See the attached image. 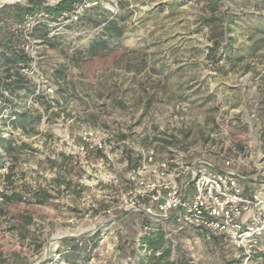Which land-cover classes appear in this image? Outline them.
Segmentation results:
<instances>
[{
  "label": "rangeland",
  "instance_id": "obj_1",
  "mask_svg": "<svg viewBox=\"0 0 264 264\" xmlns=\"http://www.w3.org/2000/svg\"><path fill=\"white\" fill-rule=\"evenodd\" d=\"M43 1L55 6L60 0ZM16 2L0 0V14ZM42 10L23 25L10 21L5 27L0 18L1 32L25 28L48 46L38 62L46 76L52 80L60 64L67 75L60 81L62 90L52 80L54 93L45 101L34 93L20 99L5 92L12 102L2 104L0 134L12 139L14 149L0 165V192L21 191L29 200L0 212V264H174L175 255L180 264H233L225 246L189 230L151 251L143 243L150 236L148 219L123 215L118 203L138 155L135 145L157 142L159 157L169 152L167 144H158L159 137L150 140L143 133L148 130L137 127L145 117L153 121L154 133L169 124L161 114L164 105L183 100L190 105L192 121L188 129L178 130L172 147L206 143L216 117L232 113L236 123L253 128L250 153L264 152V49L237 60L239 47L249 43L248 32L264 28V0H78L58 19ZM212 14L245 20L232 30L235 54L218 59L219 50L217 60L215 53L208 56L217 28L204 17ZM106 15L124 18L125 34L111 45L119 52L94 61L73 59L105 24L87 19ZM45 33L53 46L44 40ZM46 100L52 102L47 111ZM25 108L42 112V118L25 131L14 129L10 113ZM99 128L115 132L110 148L80 151L79 134ZM123 140L135 145L128 147ZM251 160L248 155L245 163ZM108 173L116 174L118 182H108ZM37 191L45 195L43 201L33 197ZM19 215L31 216V221L23 222ZM170 249L171 255L161 257Z\"/></svg>",
  "mask_w": 264,
  "mask_h": 264
},
{
  "label": "built area",
  "instance_id": "obj_2",
  "mask_svg": "<svg viewBox=\"0 0 264 264\" xmlns=\"http://www.w3.org/2000/svg\"><path fill=\"white\" fill-rule=\"evenodd\" d=\"M23 38L22 47L31 60L28 65L20 64V72L35 85L34 95L52 97L53 79L38 67L39 54L48 46L26 29ZM189 107L186 100L164 105L161 114L169 118V124L155 126L158 135L152 132L154 124L149 117L143 118L137 127L148 130L143 133L150 140L160 135L179 138L178 130L188 129L192 121ZM158 114H153L154 119L159 118ZM216 119L217 125L208 132L206 143L168 145L169 152L162 157L156 151L157 142L135 145L123 140L128 147L135 145L140 163L127 173L118 209L123 215L140 214L152 223H160L167 237L189 230L198 232L205 240H215L225 246L227 258L233 264H264V152L248 150L253 143L248 138L253 133L250 123L242 122L247 124V132L240 147L232 130L238 117L230 113ZM79 138L80 151L106 152L115 132L89 129L81 132ZM248 155L252 160L246 164ZM107 177L108 182H118L116 174L108 173ZM174 259H178L176 255Z\"/></svg>",
  "mask_w": 264,
  "mask_h": 264
},
{
  "label": "trees",
  "instance_id": "obj_3",
  "mask_svg": "<svg viewBox=\"0 0 264 264\" xmlns=\"http://www.w3.org/2000/svg\"><path fill=\"white\" fill-rule=\"evenodd\" d=\"M78 0H60L55 6H45V2L43 0H28L25 4L21 2H16L9 6H5L3 10L1 9L0 18L5 21V27L7 23L10 21L17 22L18 24L23 25L26 22V19L29 15H34L35 12L42 10L46 14H49L53 19H58L64 15L65 12H71L74 9L75 3ZM121 7L124 6L123 1L120 2ZM94 6L92 9H96ZM206 24L214 25L217 28V32H215L212 36L213 44L209 48L208 56L213 57L217 60V55L219 53V58L224 57L227 54H235L234 46L236 43V32H232L234 28H241L242 19L241 16L224 19L221 16H215L212 14L209 17H204ZM124 20L121 16H115L112 19H109L108 16H104L102 19L89 17L87 19L88 23L91 24H101L105 22V24L101 27V30L95 34L89 41V44L86 48L79 51V53H74L72 58L77 60L81 57V59H85L87 61H94L98 58H104L108 54H117L119 51L117 48L112 47V43L117 42L121 39L125 34V28L120 24V21ZM246 20H250L247 17ZM44 25V24H43ZM24 30L25 28L18 30H11L7 32L0 31V112L2 111V104L6 102H12V98L10 96L15 95L17 98L25 99L31 93L35 92V85L32 81L23 75L20 72V64L28 65L30 63V57L24 51L22 45L24 40ZM47 33L44 34V40L51 43V39L46 38ZM248 41L247 46L242 44L239 47V57L237 60L243 61L246 56V52L248 55L255 56L258 53H261L264 49V28H254L248 32ZM246 47V48H244ZM237 51V49H236ZM76 54V55H75ZM117 56H115L116 58ZM117 59V58H116ZM248 66V65H247ZM64 64H60L55 73L53 74V80L56 81L57 84L62 90L63 86L61 84V79L66 78ZM55 78V79H54ZM56 84V85H57ZM61 84V86H60ZM57 86V87H58ZM8 92L10 96H6L5 92ZM41 100L45 101L46 95L40 94L38 96ZM47 109L51 108V100H46ZM37 114H32L28 108L22 111H13L10 113L9 117L12 119V125L14 129H23L27 130L28 125H32V123H37L42 118V112H36ZM233 130V138L237 140L239 146L241 147L244 142V135L247 132V128L242 123H236L232 125ZM158 135V134H157ZM121 137H125V134H121ZM159 137L158 140L162 143V145H175L177 138L175 136H171L169 139L163 136ZM14 149L12 145L11 138H5L2 134H0V165L4 162L5 157H8L11 154V151ZM96 152H100L95 150ZM66 158L67 156H63ZM140 163V156L137 155L135 158V163L133 168L137 167ZM6 178L10 177V174L5 176ZM35 200L43 201L45 199V195L42 193L36 192L33 195ZM0 212L7 208L10 204L16 205L21 204L22 202H26L29 199L25 197L23 192L13 190L11 192H0ZM19 220L30 222L31 216H28V220H26L25 215H19ZM148 223L146 225L150 226V236L144 238V245L147 248H150L151 251H155L159 247L163 246L165 242L171 243V238L167 237L166 232L163 230V226L160 223H152L147 220ZM153 237V238H152ZM67 241V239L63 240ZM171 255V249L166 250L161 254L162 256ZM2 253L0 251V262H1ZM160 257V258H161ZM142 264H144L142 262ZM173 264V263H172ZM174 264H180V260H174Z\"/></svg>",
  "mask_w": 264,
  "mask_h": 264
},
{
  "label": "water",
  "instance_id": "obj_4",
  "mask_svg": "<svg viewBox=\"0 0 264 264\" xmlns=\"http://www.w3.org/2000/svg\"><path fill=\"white\" fill-rule=\"evenodd\" d=\"M59 238H62V237H58V238H55L54 240H53V242H55L57 239H59ZM48 250H49V247H48V249H47V252H48Z\"/></svg>",
  "mask_w": 264,
  "mask_h": 264
}]
</instances>
